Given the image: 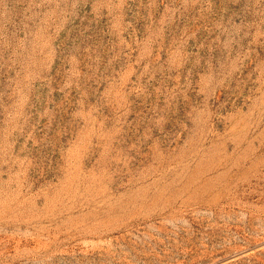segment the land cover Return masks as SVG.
I'll list each match as a JSON object with an SVG mask.
<instances>
[{
	"label": "rangeland",
	"instance_id": "obj_1",
	"mask_svg": "<svg viewBox=\"0 0 264 264\" xmlns=\"http://www.w3.org/2000/svg\"><path fill=\"white\" fill-rule=\"evenodd\" d=\"M0 264H264V0H0Z\"/></svg>",
	"mask_w": 264,
	"mask_h": 264
}]
</instances>
